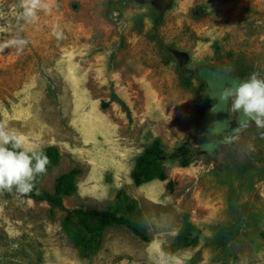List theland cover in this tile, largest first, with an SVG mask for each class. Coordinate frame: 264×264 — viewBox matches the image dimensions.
Segmentation results:
<instances>
[{
	"label": "rangeland",
	"instance_id": "1",
	"mask_svg": "<svg viewBox=\"0 0 264 264\" xmlns=\"http://www.w3.org/2000/svg\"><path fill=\"white\" fill-rule=\"evenodd\" d=\"M18 3L0 0V43L27 41L0 52V121L25 147L57 148L40 191L71 169L69 207L104 209L123 191L147 240L112 225L97 251L81 257L61 229L64 213L49 214L45 202L13 189L0 192V264H173L185 252L187 264H264V128L241 124L227 104L220 140L206 144L201 118L216 99L200 93L197 75L207 67L218 79L264 77V0H41L34 20L19 16ZM155 138L171 189L156 177L132 180ZM184 143L198 155L188 167L178 165ZM184 214L197 242L173 251Z\"/></svg>",
	"mask_w": 264,
	"mask_h": 264
},
{
	"label": "trees",
	"instance_id": "2",
	"mask_svg": "<svg viewBox=\"0 0 264 264\" xmlns=\"http://www.w3.org/2000/svg\"><path fill=\"white\" fill-rule=\"evenodd\" d=\"M190 12L193 16H199L203 12V7L195 5ZM111 13L113 14V11ZM154 22L158 25L161 20L156 18ZM183 83L186 87H191L192 76L185 77ZM205 99L207 101L211 100L208 96H205ZM110 100L120 104L124 108L128 119H132L129 106L113 90L110 92ZM103 104L106 105L107 102ZM8 147H11V145H8ZM43 149L50 161L47 166L48 170L55 164L59 154L57 148L51 144L43 146ZM162 153V142L159 138L153 139L149 145L144 147L132 171V180L136 185H139L145 178L156 177L159 180L166 181L167 188H172L173 181L167 177L161 165ZM177 154L178 165L181 167L190 166L198 157L196 149L188 143L180 145L177 149ZM76 174L77 171L73 169L61 172L55 178L51 191H40L38 189L37 182L41 177L38 176L33 191L23 196L45 202L49 214H52L55 208L64 213L60 221L61 229L73 242L81 257H86L97 251L105 230L112 225L124 226L140 239L147 240V235L131 217L135 210V204L128 199L123 191H119L116 194L114 203L104 209L81 205L67 206L64 199L74 194L77 190ZM122 209L125 212H122ZM196 242L197 229L190 221L189 215L184 214L181 227L172 242L171 249L175 251ZM189 264H193V260Z\"/></svg>",
	"mask_w": 264,
	"mask_h": 264
},
{
	"label": "clouds",
	"instance_id": "3",
	"mask_svg": "<svg viewBox=\"0 0 264 264\" xmlns=\"http://www.w3.org/2000/svg\"><path fill=\"white\" fill-rule=\"evenodd\" d=\"M41 6V0H19L17 7L22 9L19 16L25 20H34L36 10ZM53 35L57 39L62 38V33L55 29ZM17 43L24 45L27 41L0 43V52ZM219 100L230 104L231 111L242 113L246 119L241 124L251 120L258 128H264V77L259 72L251 73L246 81L236 87L222 89ZM6 129L7 122L0 121V192H12L15 189L17 194L27 195L33 191L36 178L47 172L50 161L43 147L35 143L31 147H25L20 134ZM160 255L163 257L165 254L160 252ZM190 259L191 254L188 252L182 257H172L173 264H187Z\"/></svg>",
	"mask_w": 264,
	"mask_h": 264
},
{
	"label": "water",
	"instance_id": "4",
	"mask_svg": "<svg viewBox=\"0 0 264 264\" xmlns=\"http://www.w3.org/2000/svg\"><path fill=\"white\" fill-rule=\"evenodd\" d=\"M140 1V0H137ZM186 54L184 52L179 53V61L181 63L185 62ZM187 74H191L192 71L187 70ZM197 75L200 79L205 81V84L201 86L200 93L208 96L209 98L216 99V102L210 105L202 114V126L203 133L206 136V144L215 146L217 141L220 140V135L222 133L223 119L225 115L226 105L220 102L219 95L222 89L226 87H236L241 83L238 78L229 75H223L220 79L216 78L212 72L207 67H201L197 70ZM243 82V81H242ZM228 83V86H225ZM239 119H246L243 117L242 113L237 112Z\"/></svg>",
	"mask_w": 264,
	"mask_h": 264
},
{
	"label": "crops",
	"instance_id": "5",
	"mask_svg": "<svg viewBox=\"0 0 264 264\" xmlns=\"http://www.w3.org/2000/svg\"><path fill=\"white\" fill-rule=\"evenodd\" d=\"M209 107V106H208Z\"/></svg>",
	"mask_w": 264,
	"mask_h": 264
}]
</instances>
